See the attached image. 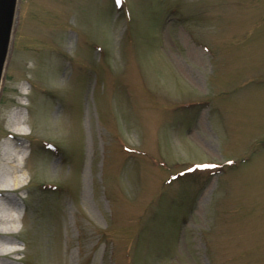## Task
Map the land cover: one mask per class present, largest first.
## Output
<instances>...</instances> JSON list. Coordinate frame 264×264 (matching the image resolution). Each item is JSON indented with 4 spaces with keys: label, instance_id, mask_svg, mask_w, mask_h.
Listing matches in <instances>:
<instances>
[{
    "label": "rangeland",
    "instance_id": "1",
    "mask_svg": "<svg viewBox=\"0 0 264 264\" xmlns=\"http://www.w3.org/2000/svg\"><path fill=\"white\" fill-rule=\"evenodd\" d=\"M10 40L5 263L264 264V0H18Z\"/></svg>",
    "mask_w": 264,
    "mask_h": 264
},
{
    "label": "bare ground",
    "instance_id": "2",
    "mask_svg": "<svg viewBox=\"0 0 264 264\" xmlns=\"http://www.w3.org/2000/svg\"><path fill=\"white\" fill-rule=\"evenodd\" d=\"M18 8V0H12L10 9V21L7 30L6 46L4 50L3 62L7 58L9 52V45L11 39V24L16 17ZM13 27V25H12ZM12 29V28H11ZM21 93H25L22 87L20 88ZM23 103V102H21ZM26 121L22 116H18L14 110L9 116L8 130L12 135H8L2 146L0 153V264H15L5 263V259H16L17 252L20 250L18 242L13 238L9 241L10 234H16L19 231V225L22 221V209L16 204H10L6 201L5 194L11 191L22 188L25 184V171L24 165L26 162V147L22 144L13 146L9 145V137L15 140L17 136L28 134L26 132ZM3 259V260H1Z\"/></svg>",
    "mask_w": 264,
    "mask_h": 264
},
{
    "label": "water",
    "instance_id": "3",
    "mask_svg": "<svg viewBox=\"0 0 264 264\" xmlns=\"http://www.w3.org/2000/svg\"><path fill=\"white\" fill-rule=\"evenodd\" d=\"M11 2L12 0H0V79L3 73L4 69V63L3 62V56H4V50L6 46V39H7V30L9 27V21H10V9H11ZM15 18L11 24L10 32L12 33L14 25ZM10 46V45H9Z\"/></svg>",
    "mask_w": 264,
    "mask_h": 264
}]
</instances>
